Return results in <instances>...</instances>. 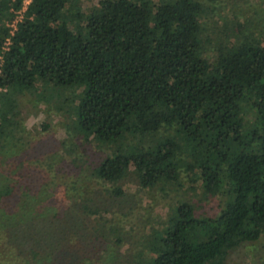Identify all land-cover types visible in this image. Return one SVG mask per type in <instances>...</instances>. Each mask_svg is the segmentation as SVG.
Listing matches in <instances>:
<instances>
[{
  "label": "trees",
  "instance_id": "16d2710c",
  "mask_svg": "<svg viewBox=\"0 0 264 264\" xmlns=\"http://www.w3.org/2000/svg\"><path fill=\"white\" fill-rule=\"evenodd\" d=\"M94 1L89 9L87 0H32L11 35L24 0H0V149L8 151L27 90L79 87L74 127L84 145L105 150L93 173L114 194L130 174L144 188L182 184L185 153L204 192L228 196L214 216L179 201L152 228L149 264H227L232 249L264 233V42L238 39L229 52H209L199 0ZM13 185L0 184L7 216L9 199L20 201ZM85 206L109 218L108 209ZM50 213L32 216L28 254L44 248Z\"/></svg>",
  "mask_w": 264,
  "mask_h": 264
},
{
  "label": "rangeland",
  "instance_id": "374dc122",
  "mask_svg": "<svg viewBox=\"0 0 264 264\" xmlns=\"http://www.w3.org/2000/svg\"><path fill=\"white\" fill-rule=\"evenodd\" d=\"M199 1L209 52H229L238 39L264 42V0ZM94 2L87 0V7H94ZM44 88H32L21 95L19 124L12 129L7 153L0 149V180L14 184L20 198L19 203L9 199V216L0 204V264H149L152 228L165 225L179 201L194 203L199 216H214L227 202L225 192H204L198 175L184 166L185 153L180 164L182 184L144 188L137 176L130 174L116 184L124 192L114 194V185L93 173V164L103 160L105 150L84 145L74 127L80 88L63 92L51 84ZM60 92L65 96L59 98ZM22 183H28L27 190ZM86 203L108 209L109 218L101 219ZM50 205L60 211L62 220L50 213ZM44 213H50L51 219L43 223L40 236L44 241L57 238L43 241L38 254H28L24 242L36 239L32 216ZM22 248L26 252L23 262ZM227 264H264V233L232 249Z\"/></svg>",
  "mask_w": 264,
  "mask_h": 264
},
{
  "label": "built area",
  "instance_id": "2783aa9c",
  "mask_svg": "<svg viewBox=\"0 0 264 264\" xmlns=\"http://www.w3.org/2000/svg\"><path fill=\"white\" fill-rule=\"evenodd\" d=\"M32 0H24V6L22 9H19L16 11L15 18L11 21L8 22V25L11 27L10 28V33L11 35L15 33V30L18 27V23L23 19L24 17V12L27 9L28 4H30ZM11 35L7 37V39L4 41L3 44V49L6 50L9 48V45L11 43Z\"/></svg>",
  "mask_w": 264,
  "mask_h": 264
}]
</instances>
